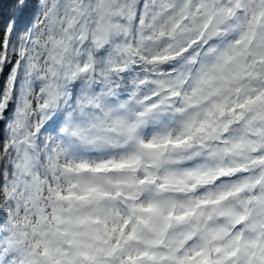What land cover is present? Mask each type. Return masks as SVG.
<instances>
[{
  "label": "snow or ice",
  "instance_id": "1",
  "mask_svg": "<svg viewBox=\"0 0 264 264\" xmlns=\"http://www.w3.org/2000/svg\"><path fill=\"white\" fill-rule=\"evenodd\" d=\"M0 264H264V0H11Z\"/></svg>",
  "mask_w": 264,
  "mask_h": 264
},
{
  "label": "trees",
  "instance_id": "2",
  "mask_svg": "<svg viewBox=\"0 0 264 264\" xmlns=\"http://www.w3.org/2000/svg\"><path fill=\"white\" fill-rule=\"evenodd\" d=\"M11 0H0V38L3 36L2 24L6 23L9 18ZM9 69H4L0 72V88H2L4 81L7 78Z\"/></svg>",
  "mask_w": 264,
  "mask_h": 264
}]
</instances>
